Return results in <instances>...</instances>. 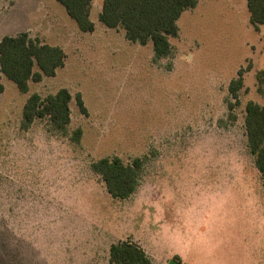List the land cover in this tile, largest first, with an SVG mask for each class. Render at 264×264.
I'll return each mask as SVG.
<instances>
[{"label": "rangeland", "instance_id": "1", "mask_svg": "<svg viewBox=\"0 0 264 264\" xmlns=\"http://www.w3.org/2000/svg\"><path fill=\"white\" fill-rule=\"evenodd\" d=\"M103 2L93 0L95 31L84 33L57 0H0V41L28 32L67 55L26 94L0 73V264H111L124 240L154 264H264V183L245 127L247 103L264 105V26H252L247 0H198L172 54L156 59L152 42L100 22ZM241 68L237 103L229 86ZM63 88L68 134L47 118L24 129L30 96ZM115 156L146 159L125 200L91 167Z\"/></svg>", "mask_w": 264, "mask_h": 264}, {"label": "trees", "instance_id": "2", "mask_svg": "<svg viewBox=\"0 0 264 264\" xmlns=\"http://www.w3.org/2000/svg\"><path fill=\"white\" fill-rule=\"evenodd\" d=\"M64 6L69 16L76 21L84 33L95 31L91 19L93 0H57ZM198 0H104L99 20L107 28L123 29L132 42L146 45L153 43L156 59L172 54L170 37L179 35L178 20L182 14L197 6ZM250 22L255 30L264 26V0H247ZM66 52L61 46L43 43L32 38L28 32L6 35L0 41V73L14 82L21 93H28L30 82L39 83L45 77H55L65 66ZM247 69L241 68L237 78L231 81L229 91L239 102V93L244 88V75ZM259 90L264 94V70L257 73ZM3 87L0 86V92ZM72 95L66 88L55 95L43 98L33 94L23 110V128L29 129L38 119H49L52 128L61 135L68 134L71 123L70 102ZM81 111L87 114L81 95L77 96ZM233 108V105H231ZM245 127L248 146L255 157L256 167L264 183V105L249 101L246 105ZM82 130L72 134V140L80 143ZM145 158L137 157L126 163L121 157H107L95 161L92 170L99 174L108 192L115 199L125 200L134 195L141 183ZM179 256L170 264H180ZM111 264H154L145 249L133 240L112 244Z\"/></svg>", "mask_w": 264, "mask_h": 264}]
</instances>
